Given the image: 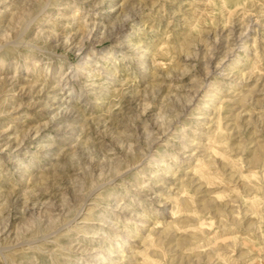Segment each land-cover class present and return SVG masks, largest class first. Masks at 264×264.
I'll return each instance as SVG.
<instances>
[{"label": "rangeland", "instance_id": "rangeland-1", "mask_svg": "<svg viewBox=\"0 0 264 264\" xmlns=\"http://www.w3.org/2000/svg\"><path fill=\"white\" fill-rule=\"evenodd\" d=\"M0 264H264V0H0Z\"/></svg>", "mask_w": 264, "mask_h": 264}]
</instances>
